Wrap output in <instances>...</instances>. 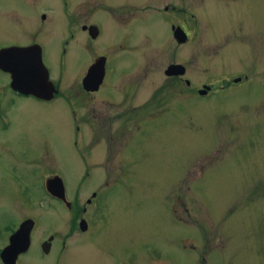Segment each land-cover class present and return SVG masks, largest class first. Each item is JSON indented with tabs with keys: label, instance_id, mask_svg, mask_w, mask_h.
<instances>
[{
	"label": "rangeland",
	"instance_id": "obj_1",
	"mask_svg": "<svg viewBox=\"0 0 264 264\" xmlns=\"http://www.w3.org/2000/svg\"><path fill=\"white\" fill-rule=\"evenodd\" d=\"M147 1L164 3L143 0L126 19L148 14ZM172 1L174 20L193 28L192 42L177 44L168 38L166 20L153 19L150 32L159 41L147 43L137 32L135 47H115L112 102L81 87L88 70V88L99 78L93 65L86 69L91 51H78L81 40L71 43L61 86L81 94L68 93L79 102L84 142L73 144L66 98L47 102L42 112L18 100L0 114V242L25 214L46 226L51 220L56 227L75 224L91 190L108 182L112 188L97 200L96 219L107 223L111 245L88 246L67 264H264V0ZM108 25L114 36L126 30L115 15ZM174 60L184 64L191 93L165 76ZM227 75L241 82H227ZM201 83L215 92H196ZM36 90L31 93L39 95ZM54 170L70 208L40 194Z\"/></svg>",
	"mask_w": 264,
	"mask_h": 264
},
{
	"label": "flooded vegetation",
	"instance_id": "obj_2",
	"mask_svg": "<svg viewBox=\"0 0 264 264\" xmlns=\"http://www.w3.org/2000/svg\"><path fill=\"white\" fill-rule=\"evenodd\" d=\"M142 1L143 0H0V51L2 54L7 51L15 50V52H11L8 56L4 57L5 61H10L13 65V75L18 79L19 74L23 75L27 72L34 74L38 73V67L35 65V62L39 56L46 71V77L43 81L34 85V89L38 88L36 91L41 92L38 95L36 93H31L32 91H23L12 86L10 84L11 73L0 68V74L2 78L3 76L5 78L2 79V83L0 84V97L3 98L1 102L5 99L2 104L0 103V114H6L9 110V106H15L18 100H28L42 112L45 105L48 104L47 102L60 100V97L63 99L66 98L65 102L67 109L73 119V144L78 145L84 142L83 124L79 119V116H81L79 102L68 93L77 97H81V94L77 91L73 93L70 88L66 89L61 86V76L67 67V52L72 49H70L71 43L75 40H81V42L77 43L78 51L85 49L91 51V57H89L90 62L86 64V69L90 65H93L95 76L99 78L93 90L92 87L88 88L87 83H90V81L86 82L85 87L82 82L83 76H81L79 80L81 87H83L85 91L88 90L87 92L93 97L112 102L116 98L115 93L110 89L115 62L110 53L115 47H120L123 50H129L135 47V44L132 43V36L137 32L146 36L145 39L147 43L159 41V35L156 34L154 37L150 32L151 29L155 30V27L149 25L153 19L159 21L162 19L166 20L169 32H166L168 38L172 37L177 44L190 43L193 40V28H187L185 26L186 23H180L174 20L175 17H172L173 13H177L178 10L176 2L172 0H164V3L158 6L152 5L147 1V3H149V5L146 4L149 11L148 14L145 13L137 19H133V21H128L129 18L126 19V17L129 12H132L130 7H133V9L137 8ZM118 3L122 4L118 6ZM192 3L189 4L190 8H192ZM116 8L122 9L118 11V13H115ZM114 15L117 17V24L126 27V30L122 28L120 31L118 29L119 33L115 34V36L110 32L111 30L109 29L111 28L108 25V19L113 18L114 20ZM188 15L190 19L195 18L191 10H189ZM132 23H135V28L131 27ZM144 25L150 27H144ZM141 29H148V32L144 34ZM178 29L183 33L181 39L175 35V31ZM156 31L158 32V29H156ZM6 33H13L14 36L11 38L1 37L2 34ZM82 33H84V36ZM55 51L57 52L56 56L54 55ZM22 63H24V65ZM175 63L181 64L183 66V72L185 71L184 64L178 60H174L165 65L163 72L165 73L168 65ZM54 65L56 71H54ZM39 69H41L40 71L43 73V68L41 67ZM99 70H101L100 77L98 75ZM165 74H168L165 76H171L175 80H181L187 87V92H192V89H188L193 87L190 78L184 76L183 73H175L173 75H169V73ZM228 76L229 75H227L224 80L231 82L232 80H227L229 79L227 78ZM243 78L247 80V75L244 74ZM239 79L236 83L241 82V79ZM203 85L209 86L206 91L202 93L203 96L215 92L211 83H201L199 86H196L195 91L197 92ZM101 87L103 90L100 91ZM54 145H51V147L53 148ZM56 148L57 150L60 149L59 146H56ZM44 150L47 149L45 148ZM84 161L87 163V159ZM51 174H58V172L54 170ZM89 174L90 171L86 170L84 176L88 177ZM58 175L60 176V174ZM62 182L64 194H66L65 182L63 179ZM105 185L104 188H101L102 190H91L90 197H86L85 200L88 205L87 208L85 205L82 207V211L85 214L79 213L78 218L75 220V224L72 222L71 225L68 224L66 227H56L53 224L54 221L51 220L49 221L51 225L46 226L47 224L44 225L42 222L39 223L38 219L30 214H25L16 220L14 224L10 223L8 233L5 235V241L0 242V252L3 247L8 244L10 234L17 229L19 223L25 218L31 219L27 231L26 244H22L18 247L13 264H47L46 262L47 260L49 261V256L52 258L51 262H48L49 264H67L69 258L71 262L79 260L85 248L87 250L89 247L91 250L94 248L96 250L101 247L108 248V246L111 245L109 239L106 237L109 227L107 228L108 225L105 221H98L96 219L98 209L100 210V204L97 200L101 195L108 194L111 187L108 185V182ZM42 190L43 192L40 194H46V196L54 201L63 202L67 208H70L71 202L67 203L69 200L66 197L65 201H63V199L49 193L44 187H42ZM72 226L74 227L72 228ZM71 232L72 234L75 233L74 237L70 235ZM78 253L79 255H77ZM0 264H4L1 258Z\"/></svg>",
	"mask_w": 264,
	"mask_h": 264
},
{
	"label": "water",
	"instance_id": "obj_3",
	"mask_svg": "<svg viewBox=\"0 0 264 264\" xmlns=\"http://www.w3.org/2000/svg\"><path fill=\"white\" fill-rule=\"evenodd\" d=\"M182 31L178 29L175 31V35L179 39L182 38ZM13 51H7L1 54L0 51V67L4 70H7L11 73V82L10 84L14 87H17L20 90L23 91H34V85L36 83H39L40 81H43V79L46 77V71L45 68L42 66V63L40 61V57L36 60V65H38V68H43V73H41V69H38V73H29L26 74H19V81L15 78V76L12 73L13 65L10 61H5V56H8ZM7 58V57H6ZM24 65V63H22ZM183 72V66L179 63L170 64L167 66L165 73H182ZM99 77L101 75V70H99L98 73ZM90 70L83 76L82 82L86 87V82L90 81ZM238 77H235L233 80H237ZM206 87H203L202 89H199V93L205 92ZM45 188L50 191L52 194L57 195L61 198H63V187L61 184V180L58 176L54 175L51 178H46L44 181ZM30 225V220L26 219L24 222H22L19 227L9 236V242L8 244L1 250L0 257L2 261L5 264H13L14 257L16 252L18 251V247H20L22 244H26V237H27V231ZM25 239V240H24ZM17 244V246H16ZM15 246V247H14Z\"/></svg>",
	"mask_w": 264,
	"mask_h": 264
}]
</instances>
